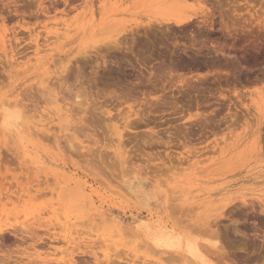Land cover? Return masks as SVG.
Instances as JSON below:
<instances>
[{"label":"rangeland","instance_id":"1","mask_svg":"<svg viewBox=\"0 0 264 264\" xmlns=\"http://www.w3.org/2000/svg\"><path fill=\"white\" fill-rule=\"evenodd\" d=\"M151 1L0 0V103L29 127L0 130V264H264V5L182 0L192 20L168 27Z\"/></svg>","mask_w":264,"mask_h":264},{"label":"bare ground","instance_id":"2","mask_svg":"<svg viewBox=\"0 0 264 264\" xmlns=\"http://www.w3.org/2000/svg\"><path fill=\"white\" fill-rule=\"evenodd\" d=\"M87 1H90L91 2V0H87ZM152 1H155V2H162V1H164V2H166L167 4L165 5V14L163 15V16H161L160 18H156L155 19V21L158 23V24H162V25H164V26H170V25H183V24H185L186 22H188V21H190V19H191V17H192V15H190V14H186V13H184L183 11H181V7H182V5H181V2H182V0H152ZM151 1V2H152ZM184 1V0H183ZM215 1V0H214ZM237 0H234V2H236ZM246 1H250V0H246ZM255 1V0H254ZM261 1V4H263L264 5V0H260ZM211 2H212V0H211ZM251 2V1H250ZM249 2V3H250ZM257 3V2H256ZM218 4H219V1H218ZM202 7V6H201ZM43 9V8H42ZM205 9H206V7H205ZM213 10V9H212ZM163 11V12H164ZM159 12V11H158ZM213 12V11H212ZM253 14V13H252ZM81 15V14H80ZM157 15V14H156ZM211 15H213V13L211 14ZM224 15V14H223ZM222 15V16H223ZM254 15V14H253ZM226 16V15H225ZM252 16V15H251ZM221 17V16H220ZM224 17V16H223ZM226 17H228V16H226ZM237 17H240L241 18V20H242V22H246L247 23V21H249L248 23L251 25V24H253L252 22L253 21H251L250 22V20H247L245 17H243V16H238L237 15ZM253 17V19H256L254 16H252ZM257 17V16H256ZM261 16H259V18H260ZM239 18V19H240ZM223 19V18H222ZM224 19H226L225 17H224ZM223 19V21H224V23H223V25L225 24V27H226V29L228 30V26H229V24H230V22L229 21H231V19L230 18H227V21H228V19H230L228 22H229V24H228V26L226 25L227 23L225 22V20ZM258 19V18H257ZM261 19V18H260ZM192 20V19H191ZM205 21H206V19H204ZM241 20H239L240 22H241ZM222 21V20H221ZM257 21V20H256ZM59 22V23H58ZM58 22H56V21H54L53 23H54V25H53V30L51 31L52 32V34H54V36H52V37H54V38H52L56 43L59 41L58 39L61 37L62 38V36H69V34L68 33H70V32H72L75 28H72L68 23H66V22H61V20L60 21H58ZM240 22H239V24H238V26H241L240 25ZM242 22H241V24H242ZM52 23V24H53ZM93 23H94V21H93ZM189 23V22H188ZM247 23V24H248ZM258 23V22H257ZM260 24H261V22H259ZM92 24V23H91ZM232 24V23H231ZM230 24V25H231ZM259 24V25H260ZM94 24H92V25H90V27H92ZM263 25H264V20H263ZM246 26V24L244 25V27ZM255 26V25H254ZM261 26L262 25H260V26H258V27H260L261 28ZM52 27V26H51ZM88 27V26H87ZM89 27V28H90ZM224 27V28H225ZM241 27H243V26H241ZM256 27V26H255ZM83 28V27H82ZM229 28H230V26H229ZM247 28V27H246ZM259 28V29H260ZM84 29V28H83ZM262 29V28H261ZM98 30V29H97ZM98 31H100V29L98 30ZM261 31H263V30H261ZM85 32H86V29H85ZM261 33V32H260ZM84 34V33H83ZM263 34V33H262ZM51 35V34H50ZM189 35H192V34H189ZM194 36L195 35H192L191 37L192 38H194ZM264 36V35H263ZM60 38V39H61ZM77 39V38H76ZM113 40H115V39H113ZM112 40V41H113ZM117 40V39H116ZM195 40V39H194ZM46 41H48V39L46 40ZM53 41V42H54ZM50 42H52V40L50 41ZM52 42V43H53ZM54 42V43H55ZM69 42V41H68ZM71 42H73V41H71L70 40V43ZM115 42V41H114ZM47 43V42H46ZM116 44H117V42H115ZM37 44V43H36ZM48 44V43H47ZM46 44V45H47ZM69 44V43H68ZM56 45V44H55ZM64 45H65V43H64ZM63 45V46H64ZM70 45V44H69ZM37 47L39 46V44L38 45H36ZM43 46H45L44 44H43ZM49 46V45H48ZM36 47V49L38 50V48ZM118 47H120V46H118ZM117 47V48H118ZM122 47V46H121ZM50 48H52V47H50ZM128 48V47H127ZM40 49V52H41V47L39 48ZM43 49V48H42ZM48 49V48H47ZM47 49H45V50H47ZM115 49H116V47H115ZM124 49H126V48H124ZM37 50H36V52H35V54H38V52H37ZM129 50H131V48H129ZM39 51V50H38ZM42 51H44V49L42 50ZM61 52V51H60ZM127 52V51H126ZM64 53V52H63ZM34 55V54H33ZM40 57V56H39ZM25 58V57H24ZM62 58V57H61ZM18 59V58H17ZM22 60V59H21ZM37 60V59H36ZM59 60H61L60 59V57H59V59H57L56 58V60L55 61H53V63H55V62H58ZM28 61H32V59L30 58ZM63 60H61V62H62ZM21 61H19V63H20ZM27 62V61H26ZM11 63V62H10ZM58 63H60V61L58 62ZM27 64H29V63H27ZM175 64V63H174ZM11 65V64H10ZM22 65V64H21ZM30 65V64H29ZM49 65H52V63L51 64H49ZM160 65H162V63L160 64ZM173 65V64H172ZM31 66H32V64H31ZM30 66V67H31ZM53 66V65H52ZM56 66V65H55ZM163 66V65H162ZM174 66V65H173ZM173 66H171V69H172V67ZM27 67V66H26ZM48 67H50V66H48ZM164 67V66H163ZM162 67V68H163ZM28 68H29V66H28ZM170 68V67H169ZM25 69V68H24ZM20 73V72H19ZM151 73H153V72H151ZM155 74V73H154ZM157 74V73H156ZM7 99V98H6ZM6 99H4L5 101H3V99H2V103H0V130H1V132H5V133H8V135H11V137H16V136H18V138L21 136L20 135V132H22L23 133V131H25L26 129H28L29 130V127L27 128V127H25L24 126V128H25V130H23L24 128H22V126H20V128H19V124H21V119L22 118H20V116H21V114L22 113H18V111H17V109L18 108H16V107H20V106H18V104H17V102H16V100L15 99H13V100H6ZM54 103V102H53ZM21 108V107H20ZM52 108V107H51ZM62 107L60 106V109H61ZM48 110V109H47ZM54 109H52V111H53ZM57 110V109H56ZM62 110H63V108H62ZM66 111H67V109H65ZM65 110H63V111H65ZM51 111V110H50ZM55 111V110H54ZM53 111V112H54ZM37 112V111H36ZM35 112V113H36ZM52 112V113H53ZM60 112H62L61 110H60ZM69 112V111H68ZM35 113H34V115H35ZM37 113H41V111L39 110V112H37ZM36 113V114H37ZM64 113H65V115H64ZM64 113H60L61 114V116H63L64 115V120H65V123L66 122H69V121H67V118H69V115L67 114V112H64ZM42 114V113H41ZM41 114H37V116H41ZM44 114H46V112L45 111H43V116H44ZM55 114V113H54ZM67 114V115H66ZM32 116V115H31ZM30 116V117H31ZM36 116V117H37ZM51 116V115H50ZM50 116H47L48 118H50ZM61 116H60V118H61ZM23 117V116H22ZM59 120H61V119H58V124L60 125L59 127H61V123H59L60 121ZM63 121V120H62ZM61 121V122H62ZM20 122V123H19ZM64 122V121H63ZM19 123V124H18ZM64 123V124H65ZM70 123H72V122H70ZM127 124V123H126ZM18 125V126H17ZM71 125V124H70ZM64 127H65V125H63ZM124 126V125H123ZM54 127V126H53ZM70 127V126H69ZM33 128V127H32ZM49 128V127H48ZM47 128V129H48ZM55 128V127H54ZM65 128H68V127H65ZM56 129V128H55ZM59 129V128H58ZM62 129V128H61ZM30 130H31V127H30ZM33 130V129H32ZM65 130V129H64ZM63 131V130H62ZM67 131V130H66ZM26 132V131H25ZM35 132V131H34ZM27 133V132H26ZM31 134H33V133H31ZM34 134H36V132L34 133ZM33 134V135H34ZM37 134H38V132H37ZM36 134V135H37ZM27 135V134H26ZM183 135V134H182ZM185 135V134H184ZM183 137V136H182ZM187 137V136H186ZM185 137V138H186ZM184 141V140H183ZM188 141V140H187ZM261 143V142H260ZM260 143L258 142L257 143V145H256V149L258 150L259 148H261L260 147ZM183 144H184V142H183ZM183 144H182V146H183ZM185 145V144H184ZM255 152V151H254ZM260 152H261V150H260ZM261 154V153H260ZM259 155V154H258ZM235 156V155H234ZM181 158H184V157H181ZM243 159V158H242ZM220 162V161H219ZM218 162V163H219ZM222 162V161H221ZM244 162V161H243ZM127 169V168H126ZM131 169V170H130ZM124 171V170H123ZM126 171V170H125ZM198 172V171H197ZM126 173V172H125ZM127 174H130L129 175V177H127L126 176V174H123L122 175V177H124V175L126 176L125 178H122V183L124 184V186H125V188L128 190V192H130V194L131 193H133V195L135 196V197H137V195H144V194H146V192L148 191H146V186H145V184L143 185V183L140 181V178L138 177V172L137 171H135L134 170V167L133 168H129V170H128V172H127ZM125 179V180H124ZM127 179V180H126ZM119 188H120V186H119ZM122 189V188H121ZM123 190V189H122ZM126 193V192H125ZM261 193V192H260ZM150 194V193H149ZM237 195V194H236ZM242 195V194H241ZM130 196V195H129ZM144 197H145V195H144ZM139 198V197H138ZM238 198V200H239V202H241V204L242 203H247V200H246V198H244V197H242V196H238L237 197ZM144 199H146V197L144 198ZM232 200H234L233 198H232ZM236 203H237V201H236ZM262 205H260L261 206V208H259L260 210L262 209V211H264V202H262L261 203ZM240 205V204H239ZM252 205V204H251ZM254 205V204H253ZM252 205V206H253ZM255 206V205H254ZM259 206V207H260ZM222 207V206H221ZM256 208V207H255ZM254 209V208H253ZM262 211H260V212H262ZM223 212V211H222ZM262 213H264V212H262ZM219 214H221V213H219ZM114 219V218H113ZM115 220V219H114ZM119 220V219H118ZM117 221V219L115 220V222ZM120 221V220H119ZM142 222V221H141ZM117 223V226L118 225H120V223H122L121 221H120V223H118V221L116 222ZM141 224V223H140ZM138 227H142L143 228V232H144V234L146 235V237L152 242V244H154L155 246H157L158 248L160 247V248H164V249H173V250H181V251H184V253L186 254V255H190L191 257L192 256H196L197 255V247H196V242H195V240L193 241V240H191L190 238H188V237H185V236H183V235H181L180 233H176V232H174V231H172V230H168V229H166L165 227H163L161 224H159V223H154V224H152V223H150V224H144V225H137ZM123 227V226H122ZM117 228V227H116ZM118 228H121V225L120 226H118ZM125 229H128L127 227L125 228ZM138 229V228H137ZM141 229V228H140ZM2 231V226H1V228H0V232ZM217 248V247H216ZM221 248V247H220ZM219 248V249H220ZM215 251H216V249H215ZM218 251V256L220 255L219 254V250H217ZM222 252V251H221ZM220 252V253H221ZM217 253V252H216ZM226 253V252H225ZM224 254V253H223ZM222 255V254H221ZM220 257V256H219ZM220 258H222V257H220ZM224 258V257H223ZM227 261V260H226ZM229 264V263H228Z\"/></svg>","mask_w":264,"mask_h":264}]
</instances>
